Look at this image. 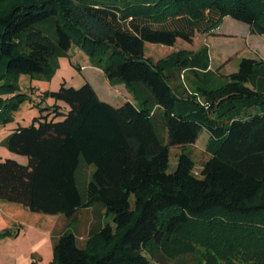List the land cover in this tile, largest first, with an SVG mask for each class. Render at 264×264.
<instances>
[{
	"label": "trees",
	"instance_id": "obj_1",
	"mask_svg": "<svg viewBox=\"0 0 264 264\" xmlns=\"http://www.w3.org/2000/svg\"><path fill=\"white\" fill-rule=\"evenodd\" d=\"M227 17L264 35V0H0L1 124L27 100L11 80L51 81L74 46L135 99L115 107L89 82H64L3 141L28 163L0 160V201L68 221L94 206L113 216L85 247L71 230L53 234L50 264H264V61L244 58L223 84L183 99L172 82L206 73L207 51L146 56L147 43H191ZM203 131L201 175L184 152L170 173L171 148Z\"/></svg>",
	"mask_w": 264,
	"mask_h": 264
},
{
	"label": "rangeland",
	"instance_id": "obj_2",
	"mask_svg": "<svg viewBox=\"0 0 264 264\" xmlns=\"http://www.w3.org/2000/svg\"><path fill=\"white\" fill-rule=\"evenodd\" d=\"M249 30L247 24L227 17L214 30L205 31L202 28L196 31L191 43L179 40L175 47L147 43L146 56L157 63L171 53L180 50L188 57L203 56L207 51L210 68L206 73L202 72L200 77H196L191 71L185 69L178 73L172 82L179 97L190 99L198 95L199 87L209 88L223 84L228 75L238 70L242 59L264 61V35H251ZM73 48L76 53L75 58L73 55L60 58L59 68L51 81L29 74L20 75L11 80L16 85L17 91L26 95L27 100L17 111L13 112V119L10 122L0 123L1 161L14 159L19 160L20 163H28L27 157L11 153L3 145V141L19 126L31 125L34 118L41 115L43 108L53 106L55 101L52 98H46L45 94L48 91H58L65 81L67 87L79 89L89 79L94 83L101 96L103 94L113 97L112 92L114 91L121 95L128 93L134 99L125 84L112 86L103 77L104 75L99 76L98 71H90L92 67H97L93 66L89 56L81 48L77 46ZM83 66H89L87 68L90 69L85 70ZM105 83L108 85V89ZM8 97L9 95L0 94V99ZM59 104L62 106L63 112H68L69 108L64 103ZM162 137L165 144H168L167 130L162 133ZM208 140V133L203 131L195 144L186 148L172 147L169 172L175 171L178 158L184 152L193 158L196 164L195 174L200 176L204 165L211 158L207 152ZM106 224L114 226L113 216L108 215L101 206L80 211L73 221H68L62 215L33 213L21 205L0 201V264H33V262L50 264L54 260L53 234H60L67 229L71 230L78 237L80 246L85 247L93 232Z\"/></svg>",
	"mask_w": 264,
	"mask_h": 264
},
{
	"label": "crops",
	"instance_id": "obj_3",
	"mask_svg": "<svg viewBox=\"0 0 264 264\" xmlns=\"http://www.w3.org/2000/svg\"><path fill=\"white\" fill-rule=\"evenodd\" d=\"M250 29V28H249ZM250 31V30H249ZM251 34V33H250ZM252 35V34H251ZM70 55H73L74 56V58H75V56H76V53H75V50H74V48L72 49V51L70 52ZM90 61H89V66H90ZM89 66H83V68L85 69V70H88V69H90V68H87V67H89ZM92 67V66H91ZM87 68V69H86ZM95 69V70H94ZM90 71H98V73H99V76H103V77H105L106 78V76H105V74H104V72L101 70V69H97V68H93L92 67V69L90 70ZM107 79V78H106ZM107 81H108V79H107ZM66 82V81H65ZM86 82H89L92 86H93V88L95 89V91H96V93L98 94V96L100 97V99L102 100V101H104V102H106V103H109V104H111V105H113V106H115V107H121L122 105H124L126 102H128V101H131V102H134V99L133 98H131L129 95L130 94H125V95H121V93L119 94V93H117V92H112V95H113V97H107V96H105V95H103L102 94V96L99 94V91L97 90V88L95 87V85H94V83L91 81V80H87V81H85V83ZM67 83V82H66ZM108 83H109V81H108ZM110 84V83H109ZM104 85V84H103ZM105 85H106V83H105ZM105 85H104V87H105ZM106 87H107V89H108V85H106ZM114 93V94H113ZM12 153V152H11ZM19 161V160H18ZM20 162V161H19ZM24 164V163H23ZM4 206V205H3ZM5 207H8V206H5ZM25 208V207H24ZM26 209V208H25ZM28 210V209H27Z\"/></svg>",
	"mask_w": 264,
	"mask_h": 264
}]
</instances>
